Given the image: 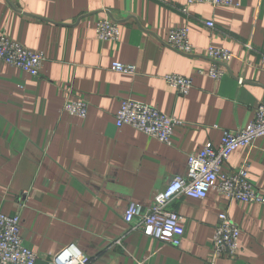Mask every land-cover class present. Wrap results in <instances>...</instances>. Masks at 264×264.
Returning a JSON list of instances; mask_svg holds the SVG:
<instances>
[{"label":"crops","instance_id":"0c3cea01","mask_svg":"<svg viewBox=\"0 0 264 264\" xmlns=\"http://www.w3.org/2000/svg\"><path fill=\"white\" fill-rule=\"evenodd\" d=\"M235 2H198L185 13L187 0H0V36L46 57L39 76L0 61V211L21 213L36 264H52L71 244L89 264H204L222 211L242 231L237 255L218 264H264L263 203L231 201L216 190L203 199L178 195L168 208L184 218L179 246L123 217L130 201L150 203L187 174L190 153L217 147L225 130L250 123L263 103L264 0ZM103 18L118 22V41L97 37ZM184 25L200 54L167 45L170 29ZM210 44L234 55L221 79L206 74L212 61L201 52ZM115 61L137 72L113 71ZM168 73L192 77L190 92L178 95L163 78ZM128 97L181 120L170 144L116 125ZM79 99L89 103L86 118L63 111ZM245 161L264 194V136L238 147L222 171Z\"/></svg>","mask_w":264,"mask_h":264},{"label":"built area","instance_id":"2783aa9c","mask_svg":"<svg viewBox=\"0 0 264 264\" xmlns=\"http://www.w3.org/2000/svg\"><path fill=\"white\" fill-rule=\"evenodd\" d=\"M198 2L227 6L236 4L235 0H187L182 11L188 13L190 5ZM206 25L215 27L213 21H207ZM96 34L101 41H118L121 35L120 26L111 18H103L97 22ZM166 43L186 55L200 54L190 40L189 27L186 25L170 29ZM201 53L212 61L206 74L214 79H221L226 74L234 57L230 49L217 44H210ZM45 60L43 53L34 52L5 34L0 36L1 62L20 68L30 75L39 76ZM110 68L122 73L137 72L135 65L118 61L113 62ZM200 73L204 74L203 71ZM163 78L178 95H187L193 87L190 76L168 73ZM242 82L243 79L240 78L239 83ZM63 111L86 118L89 103L83 99L69 100L64 104ZM115 119L118 127L131 126L167 144L172 142L175 127L181 124L177 117L132 97L122 99ZM261 136H264V101L258 106L250 123L236 130H225L217 147L209 145L199 152L190 153L187 174L172 179L166 189L157 192L150 203L130 201L123 214L124 220L127 223H136V228L150 237L179 246L185 233L184 218L168 208L178 195L203 199L210 190H216L231 201L264 204V194L249 180L248 161L234 171H222V167L238 147H250ZM241 231L240 224L227 211H222L214 230L211 258L204 264H218V259L223 256L235 257L239 250ZM37 259L38 254L24 243L21 213L17 211L6 214L0 211V264H36ZM90 260L81 249L71 244L54 255L51 263L89 264Z\"/></svg>","mask_w":264,"mask_h":264}]
</instances>
